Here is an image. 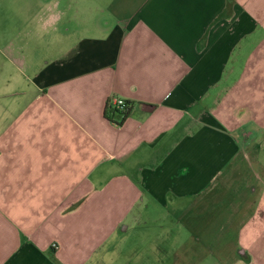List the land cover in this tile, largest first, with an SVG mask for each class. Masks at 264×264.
<instances>
[{
  "label": "crops",
  "instance_id": "crops-1",
  "mask_svg": "<svg viewBox=\"0 0 264 264\" xmlns=\"http://www.w3.org/2000/svg\"><path fill=\"white\" fill-rule=\"evenodd\" d=\"M67 5L0 0V264H264V0Z\"/></svg>",
  "mask_w": 264,
  "mask_h": 264
},
{
  "label": "rangeland",
  "instance_id": "rangeland-1",
  "mask_svg": "<svg viewBox=\"0 0 264 264\" xmlns=\"http://www.w3.org/2000/svg\"><path fill=\"white\" fill-rule=\"evenodd\" d=\"M66 4H68L66 6V10H65V15H66V18H69L71 19L72 18V4H73V0H64ZM91 1H94V0H91ZM97 2V5H101V4H104V3H107V4H119L121 2V0H95ZM129 1L130 4H132L133 2H136L137 0H127ZM99 12V11H98Z\"/></svg>",
  "mask_w": 264,
  "mask_h": 264
},
{
  "label": "built area",
  "instance_id": "built-area-1",
  "mask_svg": "<svg viewBox=\"0 0 264 264\" xmlns=\"http://www.w3.org/2000/svg\"><path fill=\"white\" fill-rule=\"evenodd\" d=\"M124 101L125 100L119 96L109 95L106 97L105 105L106 107L113 108L121 112L122 107L126 105Z\"/></svg>",
  "mask_w": 264,
  "mask_h": 264
},
{
  "label": "trees",
  "instance_id": "trees-1",
  "mask_svg": "<svg viewBox=\"0 0 264 264\" xmlns=\"http://www.w3.org/2000/svg\"><path fill=\"white\" fill-rule=\"evenodd\" d=\"M124 103L126 104L125 106L122 107V115L126 112V110L128 109V102L127 101H124ZM110 110H115L113 108H111Z\"/></svg>",
  "mask_w": 264,
  "mask_h": 264
}]
</instances>
